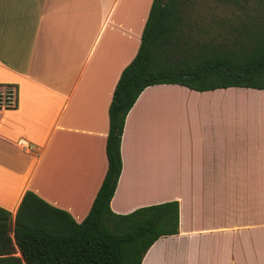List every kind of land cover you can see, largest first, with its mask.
Here are the masks:
<instances>
[{
	"label": "crops",
	"instance_id": "1",
	"mask_svg": "<svg viewBox=\"0 0 264 264\" xmlns=\"http://www.w3.org/2000/svg\"><path fill=\"white\" fill-rule=\"evenodd\" d=\"M151 1L0 0V87L17 89L15 105L0 108V206L12 216L26 190L77 222L87 215L107 168L112 92ZM194 92L156 84L139 94L110 207L178 200V233L156 240L141 264H180L182 254L186 264H264L260 217L243 192L264 188L261 140L230 135L223 103L219 119L205 113L213 104L203 95L173 109L162 99Z\"/></svg>",
	"mask_w": 264,
	"mask_h": 264
},
{
	"label": "trees",
	"instance_id": "2",
	"mask_svg": "<svg viewBox=\"0 0 264 264\" xmlns=\"http://www.w3.org/2000/svg\"><path fill=\"white\" fill-rule=\"evenodd\" d=\"M156 84L264 90V0H152L138 50L112 92L107 168L87 215L77 222L26 190L14 216L0 206V264H141L156 240L178 233L176 199L128 213L110 207L126 115Z\"/></svg>",
	"mask_w": 264,
	"mask_h": 264
},
{
	"label": "rangeland",
	"instance_id": "3",
	"mask_svg": "<svg viewBox=\"0 0 264 264\" xmlns=\"http://www.w3.org/2000/svg\"><path fill=\"white\" fill-rule=\"evenodd\" d=\"M184 92L188 93L189 90L185 89ZM194 97L187 100L177 96V94L163 95L162 99L165 101L167 107H174L179 102L192 103L198 102V99L203 95L204 101L212 102V107L205 110L209 115L211 113L214 117L221 118V104L223 103V118L228 119L229 126L228 132L233 137L237 135L255 136L261 140L262 151L264 150V126L255 125L256 122L264 120V90L248 89V88H227L211 90L209 92H194ZM178 105V104H177ZM201 112V111H197ZM231 137V136H230ZM234 192V191H233ZM244 197L246 204L250 202V217L254 213V218L260 217V244L262 246V257H264V188L260 190H246ZM254 206V208L252 207ZM252 218V217H251ZM199 242H197L198 244ZM183 261L180 264H186L184 254H182ZM201 259L196 256V260L192 261L193 264H200ZM202 263V262H201Z\"/></svg>",
	"mask_w": 264,
	"mask_h": 264
},
{
	"label": "built area",
	"instance_id": "4",
	"mask_svg": "<svg viewBox=\"0 0 264 264\" xmlns=\"http://www.w3.org/2000/svg\"><path fill=\"white\" fill-rule=\"evenodd\" d=\"M17 101V89L14 85L0 87V108L13 107Z\"/></svg>",
	"mask_w": 264,
	"mask_h": 264
}]
</instances>
